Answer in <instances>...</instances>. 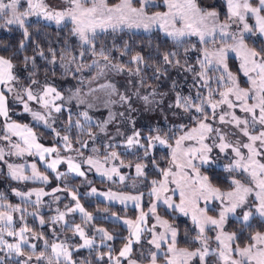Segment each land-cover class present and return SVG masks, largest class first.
Masks as SVG:
<instances>
[{"label":"rangeland","instance_id":"obj_1","mask_svg":"<svg viewBox=\"0 0 264 264\" xmlns=\"http://www.w3.org/2000/svg\"><path fill=\"white\" fill-rule=\"evenodd\" d=\"M5 3L8 0H4ZM43 4L46 6V10H56L65 11L71 10L73 5L70 0H42ZM94 0H85L84 6L91 7ZM99 4L100 0H95ZM103 2L111 8L116 7L122 3V0H114L108 2V0H103ZM177 4H183L184 0H174ZM197 6L201 9L197 0H195ZM225 5L227 18L220 19L218 17L216 23L223 24L229 23L230 27L228 31L230 33L240 34L243 29V24L238 20L231 21L228 19V6L227 0H221ZM144 3L146 6L144 8L146 15H153L157 12L165 13L168 12V6L164 3V0H131V4L135 8H140ZM249 3L256 7L259 5V0H249ZM28 8L27 0H20L18 5L19 11H24ZM207 11H217V9L210 8L204 9ZM176 13L175 19L172 20L167 26L166 30L161 29L159 24H155L145 30L142 26L128 27L126 24H121L115 30L108 27L104 30L97 29L95 34L89 33L90 39H93L96 35L106 33L108 31H130L136 33H159L164 37H167L176 44L183 42H188L187 47L182 48L183 50H196L198 73L200 80L204 81H214L216 82L213 88L214 91L217 87H223L222 89L216 91L210 95L208 92L207 96H217L216 99L212 100V103L221 100L220 93L227 91L231 87V83L228 81L227 73L224 72L223 67L217 66L215 64V57H212L213 64L207 67H201L200 61H205V50L209 53L217 51L221 47H226L227 45L234 44L231 36L223 39L220 35V29L217 27L214 33L215 40L213 41V36L206 35L205 41L201 42L198 35H184L179 38L169 36L167 32L175 31L184 27L185 21L180 18V9L173 10ZM261 15H264L261 13ZM6 19H0V31H6L10 27L21 28L18 24H6ZM32 21H41L48 25L62 26L64 24H69L71 30L74 25L70 20H66L61 24L57 25L54 21H49L43 18L41 15H31L26 18L25 24ZM245 22H247L250 27L255 31L256 20L255 17L250 13L246 14ZM194 27H197V23H193ZM211 28V22L208 24ZM202 27V26H201ZM188 31L187 29L185 30ZM72 34L77 38V40L82 45H87L88 43H82L79 36ZM252 35V36H251ZM259 37L264 42V35L258 32H245L244 37L251 36ZM245 43V42H244ZM246 44V43H245ZM197 45L199 48H197ZM196 48V49H195ZM248 49H252L247 46ZM255 50V49H252ZM256 51V50H255ZM257 52V51H256ZM259 54V53H258ZM1 57V56H0ZM233 57L238 72L241 75L242 83L238 80V77L229 69L227 58ZM244 52L228 50L225 57V64L229 72L236 77L237 84L240 88L249 92V99L247 103L249 105L258 103V85L259 77L257 71L250 72L247 76L241 69V64L243 60ZM179 63L180 68L177 71L171 72L169 76L164 77V81L168 80L170 86L168 88H161L159 85L164 81L158 78L154 84H150L147 79H142L135 70H121L113 65H110L104 61H94L91 64L81 67H75L73 63L67 62L69 60L57 59L53 61L52 67L56 66L58 74L53 75L52 78L41 79L39 82L26 85L24 82L26 79L15 70L13 67L11 69L12 74L16 77L15 80L10 81L7 86L0 85V91H2L6 97V106L8 109V116H0V149H3V159H0V197L17 198L23 202L32 204L35 209L31 216L36 219L39 225L41 220L44 222L49 221L47 225L49 229L57 225L61 228H70V231H66L59 235L57 240L51 239L50 233L46 234L47 238L42 239L41 243L38 242V236L36 233H30L29 231L24 233V237L27 243H21V253H17L12 250L10 251L6 244H16L21 242V237L19 235H9V232L19 233L21 228H27L26 220L27 216L30 215L31 208H25L21 205H13L12 202L5 201L0 203V207L4 208V211L0 213L10 215L12 217V223L10 226H6V217L4 220H0V262L5 257H11L13 259L19 260L21 264H38L39 261H43L45 258L46 264H57V257L53 254L51 245L55 244H65L69 249L73 242H77V245L73 250L78 249H90L92 247L99 248L100 246L108 247L110 250L111 239H106L104 234L99 229H104L112 238L116 237L114 234L116 231H109L104 226L96 225L94 223L95 219H102L119 224L121 227L127 230V235L125 236V242L119 248L116 255L111 256L110 251L107 250L102 254H98V260H107V264H129V260L135 261V264H152V253H156V264L158 258H161V264H167V258L172 257L173 254L168 252L169 245L171 244V233L166 231L162 223L158 222L157 217L160 221H166L170 228H174L177 232L176 235V249L177 253L179 249H187L188 251L203 250L205 246L209 249V254L205 257L204 264H224L219 258V252L221 250L220 242L216 239L217 234L223 232L226 234H233L236 237L237 231H231L226 229V224L229 220L237 222L240 226H246L248 224H254L261 222L264 225V217H261L256 208L258 207L259 201L257 200L256 193L259 192V188L256 187V182L252 179L248 172H245L242 168L237 169L234 167L235 162L240 160L235 152L232 151V147H239L244 161L247 160L248 149L243 147V144L250 143L248 137L243 134L241 129L244 125L241 124L239 127L236 126L235 122L232 121V115L240 119H247L249 121V133L252 135H258L260 131L264 130V125L256 123L252 126V113H245L241 111V101L237 100L234 95H230L229 99L235 105L229 108L227 104H221L215 110H212V122L205 121V123L211 125L213 131L208 133L204 144H207L212 148V151L207 153L208 163H202L199 153L194 157H191L192 165L194 167H184L182 170L176 167L173 163V149L177 148L176 141L181 137L189 133L193 128H197L199 122L196 125L184 126L187 118L177 109V95L175 87L181 86L182 82L179 79H175L177 72H181L182 75L190 72L186 68V58ZM264 56L257 55L256 57H250V59H255L260 62ZM5 59V58H4ZM207 65V61H205ZM73 65V66H72ZM251 67V65H249ZM218 69V70H217ZM201 73H205L204 79L201 78ZM190 74V73H189ZM221 75L224 76V80L221 81ZM171 76V77H170ZM257 81V85L254 86L251 79ZM172 82V84H171ZM45 87H54L57 92L60 93L61 99L55 98V93H52L49 97H46L50 101L48 108H44L42 103L37 102V100H28L26 90H31L36 95H42ZM11 88L12 91L8 89ZM19 97V98H18ZM124 97V99H121ZM253 97H256L253 99ZM23 100L29 106L31 111L26 112L24 110ZM83 100L84 103H80ZM198 104H202L201 100H198ZM209 104V103H208ZM206 103V105L208 106ZM91 105V106H90ZM203 105V104H202ZM59 106L61 108L60 112L55 111V107ZM32 112H39L44 116L45 120H36L32 116ZM87 112L88 116L91 117L90 120H85L81 113ZM230 113L231 115H225ZM65 115L66 122H63V116ZM225 115V122L220 121V116ZM255 115L259 116V109H255ZM77 121L80 122V126L77 127ZM187 122V121H186ZM10 123H16L19 125H27L31 129L32 133L36 137V142L40 144L43 148H55L56 151L52 153H45L44 159L42 160L40 155L36 153V149L31 150V154L25 151L21 155L14 154L16 149L12 148L13 144H20L24 147L23 139L20 136L13 135L11 132L7 131L6 125ZM162 124H168L173 126L175 124L179 127L174 129L176 133L173 135H163L160 138L165 139V144H160L159 141H155L159 146L165 148L170 156L169 163L164 171L170 170L171 174L167 177V190L161 193V198L157 199L156 196L152 195V189L154 187L159 188L162 181L165 180L164 174H162L161 180L158 184L152 186L148 191L145 190V177L143 175H138L136 171V165H130L121 162L120 159L113 157L111 153L106 160L100 157V150L102 147L107 145H119L123 149L127 148L134 150L140 146V135L137 133L138 126L154 128ZM90 125H94L96 128H90ZM32 127L44 129L52 135V138H43L42 140L37 136ZM70 127H75L78 131L76 139L74 138V143L70 144V141H65L64 136L69 137L72 134L67 132L71 129ZM255 132L250 131L251 129ZM216 129H219L220 133L225 136V140L232 147L226 148L223 152L219 148L220 139L217 135ZM63 130V132H62ZM86 134V141L82 144L77 143V139L80 138V134ZM82 133V134H83ZM7 136L8 139H4ZM157 137V136H154ZM129 138L133 139V144L129 145ZM171 138V141H168ZM155 140V139H154ZM259 142H257V145ZM201 147L200 143L193 140H184L179 149L176 152L177 163H186L188 157L184 156V152L188 149H199ZM262 153L257 159L264 163V148L259 149ZM113 153V152H112ZM60 158L61 163L56 165V170L49 168L47 165L51 163L52 160ZM91 158L95 163H87L88 159ZM71 159L74 164L80 166V172L83 175L77 174L75 171L69 170V165L66 161ZM12 164L14 166H23L22 175L27 177H32V165H36V170L42 176H46L47 180L40 178H30L26 180L13 179L8 168V165ZM38 166L44 168L45 170L52 173L55 181L51 180L44 172L40 171ZM142 166V165H141ZM220 166L227 172H231V176L227 178L229 188L223 190L219 189L220 193H228L235 189V185L232 183L233 180H239L246 187H250L252 192L248 194L246 202L236 209L234 213H229L223 228H217L211 224H204V232L201 235L200 227L193 221V214L195 213L198 217L201 215L210 216L214 219H219L220 211L223 206L227 205V200L224 197L217 199L215 196H210L205 199L203 196L197 198L193 195V185L198 179L197 173L200 177L208 175L201 171L202 168H211ZM115 167L118 170L117 173H112L111 169ZM163 171V173H164ZM143 172V166H142ZM186 174V176H184ZM109 176L111 178H109ZM123 176L124 179L121 180L120 177ZM184 177V178H182ZM20 183H39L42 187L26 189L22 185H9L10 181ZM93 179L103 180L108 183L107 187L91 185ZM209 179V178H208ZM76 180V182L74 181ZM178 181L180 186L176 182ZM210 182V181H209ZM198 187V185H196ZM184 189L186 193V199L191 200L192 203L186 204L187 214L185 212L179 211L175 206L181 203V189ZM96 191L93 192L92 190ZM17 192L21 194L31 195H17ZM37 192H42L43 194L39 197V203H37ZM116 193L117 195L124 196H139V201H129L125 200L121 202L119 199H110L107 193ZM75 196V199H73ZM163 197L170 198L172 207L164 203ZM100 201L108 205L119 206L122 208H130L135 210V217H122L117 214L107 213L106 211L96 210L94 213H88L83 207V200ZM11 200V199H9ZM223 200V204H222ZM77 202L84 209V213L91 216V219H87L84 213H81L78 209L75 211H68L69 209H75ZM137 203L139 206L137 207ZM10 204H12L10 206ZM156 205L155 212L151 211L152 206ZM48 210L49 220H44L45 216L43 213ZM200 210V211H197ZM246 211H250L251 215L248 221L243 220V214ZM60 212H64L65 216L63 220L55 221L53 218L58 216ZM141 213L145 214V222L141 225L144 231L141 232V238L136 241L135 237L131 233L135 230V224L140 217ZM169 216V218L167 216ZM174 218L176 221L183 222L184 229L180 232L179 228L170 219ZM255 219V220H254ZM254 220V221H252ZM126 221L132 222V227L126 223ZM76 225L84 230L85 237L93 240L92 247H81L84 240L76 232ZM238 225V226H239ZM155 226V227H153ZM151 229V231H149ZM61 231V230H60ZM157 234L161 232L166 233V239L168 243L161 242V248L157 249L153 244L149 243L152 239V232ZM256 233L264 234V227L262 231H256ZM253 235V236H254ZM132 240V251L127 257H121L120 251L123 249L128 240ZM235 239L229 241L232 249H236L232 244ZM184 243V244H183ZM254 243L252 240L250 242ZM35 245V248L32 247ZM40 245L41 252L37 254H26L23 249H27L29 252H34L36 248ZM247 244L245 247H247ZM98 250V249H97ZM99 251V250H98ZM43 256L40 259V254ZM176 258L182 261L184 258L177 255ZM232 259H239L238 256L233 252ZM72 262V261H71ZM59 264H69L63 256L59 258ZM73 264V263H72ZM188 264H201L199 256L193 257L188 261Z\"/></svg>","mask_w":264,"mask_h":264},{"label":"snow or ice","instance_id":"obj_2","mask_svg":"<svg viewBox=\"0 0 264 264\" xmlns=\"http://www.w3.org/2000/svg\"><path fill=\"white\" fill-rule=\"evenodd\" d=\"M73 7L71 10L65 11H56V10H46V6L43 4L42 0H27L28 8L24 11H19L18 5L20 4V0H8L7 3L4 0H0V19H6V24H18L21 28H24V35L27 38L28 31L25 28V20L27 17L31 15H41L44 19L49 21H54L57 25L65 22L66 20H70L71 23L74 25L72 32L79 36L82 43H88L90 36L89 33L95 34L97 29L104 30L108 27L113 28L114 30L119 27L121 24H126L128 27H143L145 30H149V28L155 24H159L161 29L166 30V26L175 19L176 13L173 11L174 9H180V18L181 20L185 21L184 27L180 29H176L175 31H169L167 34L169 36L179 38L186 34L188 35H198L200 41H205V36L210 35L213 36V41L215 40L214 33L216 32L217 27L220 29V35L223 39L228 38L231 36L232 40L235 42L234 44L227 45L226 47H221L217 51L209 53L205 50L204 56L205 61H207V65L205 61H200L201 67L211 66L213 64L212 57H215V64L217 66H221L224 69V72L227 73L228 81L231 83V87L227 89V91L221 92V100L218 102L212 103L211 100L207 102L211 106L213 110H215L221 104H227L229 108L234 107L235 105L229 99L230 95H234L237 100L241 101V111L245 113H252V126H255L256 123L260 125H264V58L260 62H257L255 59H250V57H256L259 55L255 50L248 49L247 45L244 43V33L245 32H258L261 35H264V15H261V12H264V0H259V5L253 7L249 0H227L228 6V19L234 21L238 19L243 24V29L241 30L240 34L237 35L235 33H230L228 28L230 27L229 23L217 24L216 21L218 19V13L216 11H207L202 10L199 8L195 2V0H184L183 4H177L174 0H164V3L168 6L169 11L165 13L157 12L151 16L146 15L144 8L145 4L142 3V6L138 9L132 6L131 0H122V3L117 5L114 8L108 7L103 0H100L99 4H97L94 0L93 5L91 7H85L84 3L85 0H70ZM251 14L255 17L256 25L255 31L253 30L250 25L245 22L246 14ZM197 23V27L193 26V23ZM211 22V28H209L208 24ZM202 26V27H201ZM188 30L187 32L185 30ZM228 50L237 51L238 54L240 51L244 52L243 60L244 62L241 64V69L243 70L244 74L247 76L250 72L257 71V75L259 77V85H258V103L249 105L247 100L249 99V92L240 88L237 84L236 77L233 76L231 72L228 71L227 65L225 64V57ZM168 56L165 55L164 59L167 61ZM134 60H139L140 57H134ZM251 65V67H249ZM12 64L9 60L0 57V85L7 86L10 81L16 79V77L12 74ZM191 70V69H189ZM218 70V69H217ZM201 78L204 79L205 73H201ZM251 79V77H250ZM220 80H224V76L221 75ZM251 82L254 86L257 85V81L255 79H251ZM33 83H36L33 81ZM208 81L205 80V84ZM12 91L11 88L8 89ZM28 100H37V102L42 103L44 108H48L50 101L46 99L52 93H55L56 99H61L60 93L54 87H45L43 90L42 95L34 94L30 89L26 90ZM211 95V93H210ZM19 98V97H18ZM256 97H253L255 99ZM124 99V97H121ZM24 103V110L26 112L31 111L29 106L26 102L21 100ZM80 103H84L83 100ZM91 106V105H90ZM177 106L184 107L185 111H188L190 108L194 107L197 113H204V108L201 104H194L193 100L190 97H177ZM259 109V116L255 115V109ZM56 112H60L61 108L59 106L55 107ZM81 115L85 118V120H90L91 117L88 116L87 112L81 113ZM225 115H231L230 113H226ZM225 115L220 116V121L225 122ZM0 116H8V109L6 106V97L2 91H0ZM32 116L36 120H45L46 118L42 116L39 112H32ZM207 119V114H205V119L199 121V125L197 128H193L189 133L184 136H181L177 141L176 145L177 148L173 149V163L176 164V167L182 170L184 167H194L192 165L191 157H194L197 153H199L200 159L202 163H208V156L207 153L212 151V148L209 147L207 144H204V140L208 133L213 131L211 125L205 123ZM232 121L235 122L236 126L243 124L244 127L241 129L243 134L248 137L250 143L243 144V147L248 149V156L247 160L244 161V157L242 156L239 147H232L229 143L226 142L225 136L220 133L219 129H216L217 135L220 139V144L218 145L220 150L223 152L226 148L232 147V151L235 152L237 157H240V160L235 162L234 167L237 169L242 168L245 172H248L252 179L256 182V187L259 188V192L256 193L257 200L259 201L258 207L256 208L257 213L264 217V163H261L257 157L261 156L262 153L259 149L264 148V130L260 131L258 135H252L249 133V121L247 119H240L235 115H232ZM80 126V122L77 121V127ZM7 131L11 132L13 135L20 136L23 139L24 147L20 144H13L12 148L16 149L14 154L21 155L25 151H28L31 154V150L33 148L36 149V153L40 155L41 159H44L45 153H52L55 152V148H43L40 144L36 142V137L32 133L31 129L28 128L27 125H19L16 123H10L6 125ZM4 139H8L7 136ZM63 139L65 141L68 140L67 136H64ZM153 139L159 141L160 144H165L166 140L161 139L159 136L154 137ZM197 140L201 147L199 149H188L183 154L185 157H188L186 163H177L176 161V152L177 149L180 148L182 142L184 140ZM133 139L129 138L128 144H133ZM257 142L259 144L257 145ZM151 146V142L150 145ZM113 157H116L117 154L115 152L111 153ZM0 159H3V149H0ZM69 165L70 171H75L79 175H83V172H80V166L74 164L71 159L66 161ZM61 163L59 157L54 159L49 163L47 166L53 171L56 170V165ZM87 163L93 164L95 163L91 158L88 159ZM32 177H27L22 175L23 166H14L12 164L8 165L10 170L11 176L13 179H21L26 180L30 178H40L43 180H47L46 176H42L36 170V165L33 164L32 166ZM136 171L138 175H143L142 166L140 164L136 165ZM112 173H117L118 170L113 167L111 169ZM165 180L161 182L160 187H154L152 189V195L156 196L157 199L161 198V193L166 191L167 185V177L171 174L170 170L164 171ZM186 176V174H184ZM198 179L195 181L193 185V195L197 198L203 196L207 199L210 196H215L217 199H221L224 197L227 200V205L222 207V210L219 214V219H214L210 216L201 215L197 216L195 213L193 214V221L200 227L201 235L204 232V224H211L216 226L217 228H223L224 222L229 213H234L237 208L242 206L247 199L249 193L252 192L250 187H246L242 184L239 180H233V184L235 185V189L228 193H220L219 189L214 188L207 176L200 177L197 173ZM109 178H111L109 176ZM184 178V177H182ZM121 180L124 179L123 176L120 177ZM180 186L178 181H173ZM155 184V182H153ZM198 185V187H196ZM93 192L96 190L93 189ZM43 194L42 192H37V203H39V197ZM17 195H31L28 194H21L17 192ZM110 199H119L121 202L125 200L129 201H139V196H124V195H117L116 193H107L106 194ZM75 199V196H73ZM164 203L168 204L169 207H172L170 198L163 197ZM192 203L191 200L186 199V193L184 189H181V203L176 205L175 207L187 214L186 204ZM223 204V200H222ZM139 204L137 203V207ZM156 205L152 206L151 211L155 212ZM79 210L81 213H84V209L79 205L77 202L75 209H69L68 211H75ZM200 211V210H197ZM87 219H91V216L87 213H84ZM251 215L250 211H246L243 214V220L248 221ZM65 216L64 212H60L58 216L54 217L55 221L63 220ZM6 217V226H10L12 223V217L10 215H6L0 213V220H4ZM158 222L162 223L165 227L166 231L171 233V244L169 245L168 252L172 253L173 256L167 258V264H188V261L191 260L193 257L199 256L201 264H204L205 257L209 254V249L207 246L203 248V250L197 251H188L187 249H179L177 253L176 249V235L177 232L174 228H170L167 225L166 221H160L159 217H157ZM145 222V214L141 213L140 217L138 218L135 224V230L131 233L132 236L135 237L136 241H139L141 238V232L144 229L141 225ZM44 221L41 220V224ZM130 227H132L131 221H126ZM155 227V226H153ZM76 232L80 235V237L84 240V243L81 247H92L93 240L88 239L85 237L84 230L80 227V225H76ZM30 231L27 228H21L19 233L9 232V235H19L21 237V242L16 244H6V247L12 251L14 250L17 255L21 253V243H27L26 238L24 237V233ZM98 231L104 234L106 239H112L104 229H99ZM151 231V229L149 230ZM216 239L220 242L221 250L219 252V258L224 264H264V234L256 233L252 236V240L254 243L249 244L247 247L240 248L237 246L236 249H232L229 241L234 239L233 234H226V233H219L216 236ZM3 242V241H0ZM161 242L168 243L166 239V233L161 232L159 234L152 232V239L149 243L153 244L157 249L161 248ZM132 240L129 239L128 243L125 244L123 249L120 251L121 257H127L128 254L132 251L131 248ZM35 248V245H32ZM53 254L57 257V264H59V258L63 256V258L72 264L71 262V253L69 252L67 246L63 243L51 245ZM233 252L235 255L239 257V259H232ZM182 256L184 259L179 261L176 256ZM43 256V253L40 254V259ZM117 264L119 261L117 260ZM129 264H135V261L129 260ZM152 264H156V253H152Z\"/></svg>","mask_w":264,"mask_h":264},{"label":"trees","instance_id":"obj_3","mask_svg":"<svg viewBox=\"0 0 264 264\" xmlns=\"http://www.w3.org/2000/svg\"><path fill=\"white\" fill-rule=\"evenodd\" d=\"M112 1L114 0H108V2ZM197 2L200 7L204 9H217L218 17L220 19L227 18L226 8L221 0H197ZM261 13L264 14V12ZM25 28H27L28 31L27 38L24 35V29L10 27L6 31H0V56L11 62L13 68L18 70V72L26 79L24 82L26 85H30L33 80L39 82L43 78H52L53 75L58 74L56 66L52 67L53 61L57 59L69 60L67 62L73 63V65L79 69L93 63L94 61H104L121 70H135L142 81L147 79L150 84H154L156 80L158 81V78H160L159 81H164V77L169 76L171 72L177 71L180 68L179 63L183 59L182 57H184L187 60L186 68L191 70H189L190 72L188 73L184 72L185 75H182L181 72L176 73L175 79L177 78L182 82L181 86L175 87L176 95L181 98L190 97L194 104H198V100H201L203 104L201 105L204 108V113H197L194 107L185 111L184 107L176 106L178 111L184 115V118H187V122L184 121V126L196 125L200 120L205 119V114H207V119L205 121L211 120L212 122V110H210L207 101L211 100L212 102L217 96L207 95L208 92L213 94L217 88L220 90L223 87H217L216 85V89L212 91L211 89L216 82L208 81V83L205 84L204 81L200 80L197 75L198 67L196 66V62L198 54L196 53V50L182 49L189 44L187 41L176 44L174 41H171L159 33L144 34L124 30L119 32L108 31L96 35L93 39L89 40L87 45L84 46L80 44L77 38L72 34L69 24L53 26L41 21H32L25 24ZM251 36L246 37L244 42L247 46L255 49L260 56H264L263 40L259 37H255V35H253V38ZM197 48H199L198 45ZM165 55L169 57L167 61L164 59ZM134 57H140V59L134 60ZM227 63L230 71H232L242 83L241 75L238 72L234 58L228 57ZM168 82L170 81L168 80ZM168 82L164 81V85H162V83L159 85L161 88H168L170 86ZM62 115L61 118H63V122H66L65 115ZM32 128L41 140L43 138H52V135L44 129L36 127ZM70 128L71 129L67 133L72 135L68 137V140L70 141V144H73L78 131L75 127ZM90 128H93L94 130L96 127L90 125ZM174 129H178V132L181 130L175 124H173V126L162 124L154 128L138 126L137 133L140 135L139 141L141 143L138 148L130 150L127 148L123 149L116 144H109L101 148L99 156L102 157L103 160H106L110 153L115 152L117 154L116 158L120 159L121 162L130 165H142L145 177L144 181L146 183L145 190L148 191L152 186L159 183L163 171L170 160L167 150L159 146L153 138L154 136L161 137L168 134L175 136L176 133L174 132ZM82 133L80 134V138L77 139L78 144H83L87 139L86 134ZM168 141L170 142L171 138H168ZM150 142L151 146H149ZM38 168L51 180L55 181L51 172L40 166H38ZM201 171L208 175L209 181L214 187L223 190L229 188L227 178L231 176V172H227L218 167L202 168ZM6 181L10 180L7 179ZM74 181L76 182V180ZM153 182H155V184ZM7 184L16 186L22 185L26 189L42 187L39 183H20L10 181V183ZM91 185L107 187L108 183L103 180L93 179ZM5 201L12 202L13 205L16 204L25 208H31L29 209L30 215L27 216L25 223L28 229H30V233L37 234L39 243H41L42 239L47 238L46 234L48 232L51 237L49 241H51L53 239L57 240L61 233L71 230L70 228L57 227L56 224L49 229L47 226L49 221L44 222L43 225H39L36 219L31 216L35 209L34 205L23 202L17 198L0 197V203ZM12 204H10V206ZM83 207L88 213H94L96 210H101L122 217H135L134 209L108 205L100 201L84 199ZM4 210V208L0 207V211ZM49 213L50 211L48 210L43 213V216H45L44 220H49ZM167 217L169 218V216ZM170 220L176 224L180 232L183 231L185 225L183 222L176 221L174 218H171ZM94 223L96 225L104 226L109 231H116L114 233L116 237L112 238L110 242V250L108 247L104 246H100L99 248L92 247L90 249L73 250L77 245V242L75 241L69 248L71 250V261L73 264H107V260L97 259L98 254H102L109 250L111 256L116 255L119 248L125 242L127 230L119 224L102 219H95ZM263 227L264 225L258 221L257 223L254 222V224L246 225L236 234L234 246L243 248L247 244H250L254 233L256 231H262ZM235 228L236 225L233 221H229L226 224L227 230L237 231ZM40 250V245L34 252H29L27 249H23L28 255L40 253ZM160 260L161 258H158L157 262L161 264ZM0 264H21V262L11 257H5ZM38 264H46L45 258H43V261H39Z\"/></svg>","mask_w":264,"mask_h":264},{"label":"flooded vegetation","instance_id":"obj_4","mask_svg":"<svg viewBox=\"0 0 264 264\" xmlns=\"http://www.w3.org/2000/svg\"><path fill=\"white\" fill-rule=\"evenodd\" d=\"M250 131H254L255 132V130H254V128L253 129H251ZM218 168H221L220 166H218ZM225 170V169H224ZM229 221H233V220H229ZM228 221V222H229ZM227 222V223H228ZM234 222V221H233ZM235 223V225H236V228L235 229H237V233L240 231V229H243L245 226H243V225H239L237 222H234ZM239 225V226H238ZM229 230V229H228ZM235 239V238H234ZM235 242V241H234ZM233 246H234V243L232 244ZM235 247V246H234ZM244 248V247H243Z\"/></svg>","mask_w":264,"mask_h":264}]
</instances>
